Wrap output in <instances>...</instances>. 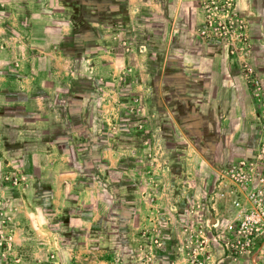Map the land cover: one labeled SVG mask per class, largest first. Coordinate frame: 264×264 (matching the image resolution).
I'll list each match as a JSON object with an SVG mask.
<instances>
[{
    "label": "rangeland",
    "instance_id": "1",
    "mask_svg": "<svg viewBox=\"0 0 264 264\" xmlns=\"http://www.w3.org/2000/svg\"><path fill=\"white\" fill-rule=\"evenodd\" d=\"M120 1L75 57L53 31L68 3L0 0V264H188L199 244V264H264V234L246 251L208 226L264 136V0Z\"/></svg>",
    "mask_w": 264,
    "mask_h": 264
},
{
    "label": "built area",
    "instance_id": "2",
    "mask_svg": "<svg viewBox=\"0 0 264 264\" xmlns=\"http://www.w3.org/2000/svg\"><path fill=\"white\" fill-rule=\"evenodd\" d=\"M224 176L235 210L224 225L216 218L208 226L215 228V238L220 244L228 248L244 244L247 251L264 234V136L254 150L229 164ZM207 247V244L192 247L188 264H199L197 256Z\"/></svg>",
    "mask_w": 264,
    "mask_h": 264
},
{
    "label": "trees",
    "instance_id": "3",
    "mask_svg": "<svg viewBox=\"0 0 264 264\" xmlns=\"http://www.w3.org/2000/svg\"><path fill=\"white\" fill-rule=\"evenodd\" d=\"M69 6L75 9L72 14V21L74 25L73 34L69 37V41L64 45L63 51L71 56H82L86 50L96 47V40L100 37V29L95 24H105L104 13H109V15L114 16L124 9L123 3L120 0H66ZM123 11V10H122ZM117 22V20H115ZM125 119L121 117L119 120V127L122 132V136L132 137L136 133V127L130 125L133 119L128 117ZM71 124L67 125L70 128ZM104 137H99L97 134H89L86 142L79 147V153L85 156L88 164L93 166L97 163L102 162L101 151L104 149ZM59 146L62 147L66 145V141H59ZM117 173V169H107L105 171L107 174L109 172ZM118 174L114 176V181L117 184V191L121 190L124 186L126 189L134 186L132 182L125 183ZM122 205H120L121 207ZM125 206V205H124ZM2 207L0 205V219L2 216ZM113 207H116L115 205ZM118 207V206H117ZM129 207H127L128 209ZM127 217L129 214L126 211H122L121 215L117 217V222L123 224V217Z\"/></svg>",
    "mask_w": 264,
    "mask_h": 264
},
{
    "label": "crops",
    "instance_id": "4",
    "mask_svg": "<svg viewBox=\"0 0 264 264\" xmlns=\"http://www.w3.org/2000/svg\"><path fill=\"white\" fill-rule=\"evenodd\" d=\"M62 2H64V3H67V1L66 0H62ZM122 2V1H121ZM124 3V2H123ZM123 11H124V9H123ZM64 15H66L65 14V12L63 13V17H61L60 18V20L57 22V19H56V23L55 24H53V31H55L56 33H58V38H57V40L59 41L58 42V44H60V42H61V39H62V41L67 37H70V35H72L73 34V31H74V25H73V29H72V32L70 33V31L68 30V28H70V26L73 24V22H72V20L70 19V16H68V19L66 20L65 18H64ZM62 20L66 23V24H64V23H62ZM72 23V24H71ZM70 30H71V28H70ZM56 40V41H57ZM63 43V42H62ZM61 43V44H62ZM97 44V43H96ZM75 57H78V56H75ZM81 57V56H80ZM254 147V144H252V143H249L248 141H246V143H245V145H244V148H243V151H242V153H241V155L240 156H238L237 158H239V157H243V156H246L247 154H249V152H251L252 150H254V149H252ZM255 148V147H254ZM111 203H113V201H109L107 204H111Z\"/></svg>",
    "mask_w": 264,
    "mask_h": 264
}]
</instances>
